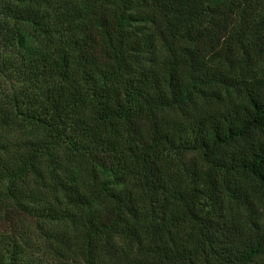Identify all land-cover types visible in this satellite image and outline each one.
I'll return each mask as SVG.
<instances>
[{
	"label": "trees",
	"instance_id": "trees-1",
	"mask_svg": "<svg viewBox=\"0 0 264 264\" xmlns=\"http://www.w3.org/2000/svg\"><path fill=\"white\" fill-rule=\"evenodd\" d=\"M264 0H0V264H264Z\"/></svg>",
	"mask_w": 264,
	"mask_h": 264
},
{
	"label": "rangeland",
	"instance_id": "rangeland-1",
	"mask_svg": "<svg viewBox=\"0 0 264 264\" xmlns=\"http://www.w3.org/2000/svg\"><path fill=\"white\" fill-rule=\"evenodd\" d=\"M264 217V216H263ZM0 230H1V228H0Z\"/></svg>",
	"mask_w": 264,
	"mask_h": 264
}]
</instances>
